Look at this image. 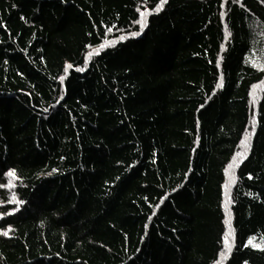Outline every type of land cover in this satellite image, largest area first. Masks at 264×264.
<instances>
[{
  "label": "trees",
  "instance_id": "1",
  "mask_svg": "<svg viewBox=\"0 0 264 264\" xmlns=\"http://www.w3.org/2000/svg\"><path fill=\"white\" fill-rule=\"evenodd\" d=\"M261 238L264 0H0V264H264Z\"/></svg>",
  "mask_w": 264,
  "mask_h": 264
},
{
  "label": "snow or ice",
  "instance_id": "2",
  "mask_svg": "<svg viewBox=\"0 0 264 264\" xmlns=\"http://www.w3.org/2000/svg\"><path fill=\"white\" fill-rule=\"evenodd\" d=\"M159 7H160V5H158L157 8H156L154 11H158V10H159ZM146 16H147V11L140 12L141 21H137V23L140 24L141 29H143V27L145 26V24H144L143 21H146ZM139 34H140L139 32H133V33H131L132 36H137V35H139ZM69 67H71V65H69ZM8 175L11 176V175H14V173L10 171V172L8 173ZM250 178H251V177H250ZM19 203H23V201H20ZM18 210H19V207L17 206V208H15V209L12 210V212H15V211H18ZM12 212H9L8 214L10 215V214H12ZM3 234H4L5 236L8 235L7 232H4ZM253 240H254L253 237H249V242H251V241H253ZM261 241H262L261 243H252L251 246H252L255 250L264 251V238H261ZM224 242H225V244H227V240H226V239H225ZM244 246H245V247H248L249 244L246 243Z\"/></svg>",
  "mask_w": 264,
  "mask_h": 264
}]
</instances>
